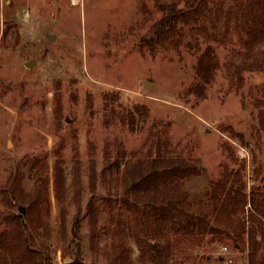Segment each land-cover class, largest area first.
<instances>
[{
    "label": "rangeland",
    "instance_id": "1",
    "mask_svg": "<svg viewBox=\"0 0 264 264\" xmlns=\"http://www.w3.org/2000/svg\"><path fill=\"white\" fill-rule=\"evenodd\" d=\"M173 2L0 0V231L8 227L2 217L15 215L35 244L47 246L52 264H116L112 245L120 242L139 264L133 239L117 237L109 216L135 215L131 169L157 155L200 167L185 184L192 203L236 169L247 194L256 186L264 192V0H201L162 42L151 40L159 5ZM207 48L218 71L194 93L196 61ZM132 100L149 117L131 133L122 117ZM40 167L47 199L36 196ZM13 181L23 197L9 202ZM91 197L93 212L85 210ZM251 208L248 201L245 217ZM77 210L80 260L63 261ZM103 226L110 230L93 239ZM212 247L208 260L177 264H217L220 244ZM232 253L234 264H246V254Z\"/></svg>",
    "mask_w": 264,
    "mask_h": 264
},
{
    "label": "trees",
    "instance_id": "2",
    "mask_svg": "<svg viewBox=\"0 0 264 264\" xmlns=\"http://www.w3.org/2000/svg\"><path fill=\"white\" fill-rule=\"evenodd\" d=\"M159 8L163 16L155 24L154 35L150 39L162 42L169 29L181 19L192 16L202 5L201 0H177L161 4ZM196 62L193 73L196 86L193 92L202 94L201 82H212L219 62L213 48H207ZM110 98L117 100L120 97L112 95ZM148 111L144 104L132 100L122 117L131 133L143 130L148 121ZM110 113L111 118L115 119L117 113L113 110ZM131 170L135 215L127 219H122L121 214L117 218L110 215L109 222L115 224L113 233L117 237L133 239L138 248L139 264H177L182 259L199 258L208 260L212 245L216 243L228 246L232 252L246 254V264H264V192L262 194L260 187L256 186L247 194L240 169L234 170L235 178H231L230 182L211 184L205 190V196L194 203L190 201L191 195L186 191L185 184L200 173V167L195 162L157 155L143 163L133 164ZM131 170L127 167L123 176H129ZM38 171L41 174L37 178L36 196L47 199L49 180L44 176L43 167ZM257 172L259 170H255ZM53 179L54 195L60 202L64 193L63 180L58 172H55ZM262 181L261 187L264 188V177ZM18 186L19 183L14 181L8 186L5 197L9 202L23 197ZM93 201L91 197L85 210L93 212ZM248 201L252 208L245 217L244 209ZM82 218L83 212L77 210L71 219L70 240L61 253L63 261L66 258L73 262L80 260ZM2 219L8 227L0 231V264H52L47 246L35 244L18 217L9 213ZM108 230L110 228L107 226L95 228L92 238L96 239ZM112 251L116 264H133L129 251L121 242L113 244ZM200 251L203 255L199 257Z\"/></svg>",
    "mask_w": 264,
    "mask_h": 264
},
{
    "label": "built area",
    "instance_id": "3",
    "mask_svg": "<svg viewBox=\"0 0 264 264\" xmlns=\"http://www.w3.org/2000/svg\"><path fill=\"white\" fill-rule=\"evenodd\" d=\"M220 259L217 264H234L235 257L232 251L226 245H220L219 247Z\"/></svg>",
    "mask_w": 264,
    "mask_h": 264
},
{
    "label": "water",
    "instance_id": "4",
    "mask_svg": "<svg viewBox=\"0 0 264 264\" xmlns=\"http://www.w3.org/2000/svg\"><path fill=\"white\" fill-rule=\"evenodd\" d=\"M52 38H53V36H49V39H50V40H52ZM33 65H34V64H33L32 61L26 62V63L24 64V66H25V67H28V68H32ZM148 86H149V83L147 82L146 85H145V87L147 88Z\"/></svg>",
    "mask_w": 264,
    "mask_h": 264
}]
</instances>
